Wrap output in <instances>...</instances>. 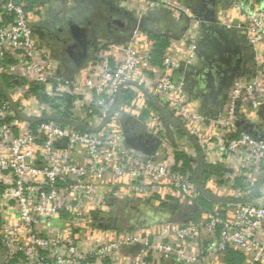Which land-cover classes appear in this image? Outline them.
I'll return each mask as SVG.
<instances>
[{
    "label": "built area",
    "instance_id": "1",
    "mask_svg": "<svg viewBox=\"0 0 264 264\" xmlns=\"http://www.w3.org/2000/svg\"><path fill=\"white\" fill-rule=\"evenodd\" d=\"M219 1L213 23L251 56L228 78H215L222 96L209 116L182 68L199 59L206 12L185 0H144L133 13L169 11L182 20L161 64L153 63L151 33L168 34L147 23L123 41L98 40L73 71L48 37L63 36L48 25L72 13L62 16L63 0H0V264H228L230 250L240 264H264V0H227L222 21ZM178 40L186 56H176ZM147 94L187 136L141 105ZM125 117L136 122V137L153 139L152 153L129 144ZM191 139L192 170H185L174 156ZM122 188L163 215L164 203L179 209L148 226L113 227L123 217Z\"/></svg>",
    "mask_w": 264,
    "mask_h": 264
},
{
    "label": "crops",
    "instance_id": "2",
    "mask_svg": "<svg viewBox=\"0 0 264 264\" xmlns=\"http://www.w3.org/2000/svg\"><path fill=\"white\" fill-rule=\"evenodd\" d=\"M36 1L38 0H35V2ZM63 4H65V7L67 8V10H69H64V14H62V16H64L68 12L75 13V16L78 17L79 20L83 21L89 29V36L92 38L93 41L88 46L87 54H90L92 47L97 44L98 40L109 39L114 41H123L129 37L130 32L132 33L136 28H139H134L135 26H132L128 22L129 18L126 16V14L122 13L124 15H120L118 13V15L116 14V12H112L110 9V5L113 7L116 6L117 8H122L126 11L133 12L135 15L137 13H140V10L145 7L144 0H63ZM185 4L188 7L196 8L198 11L204 10L203 0H185ZM228 6L229 4L227 0L219 1L217 16L220 21L223 20V17L225 16L224 13L228 9ZM47 13L49 14L50 12L48 11ZM70 14L71 13H69V15ZM57 16L59 18L55 17L54 19H51L48 25H50L52 28H55L58 34H63V36L67 35L69 33L68 26L66 24L68 17H66L64 21H62V19H60L61 14H57ZM117 18L121 19V21L124 22L125 26L123 28L115 24L114 21ZM147 18L150 19L148 20L147 24V27L150 31L157 30L162 31L163 33L166 32L168 34L167 36H165L168 39V46L170 45L171 41H177V38L180 37L178 36V34L179 31L182 30V20L180 21L179 18H177L175 15H172L171 12L164 11L160 14H156V16H151ZM231 47L232 49L226 48V51H228L227 53L229 54V56L231 55L230 57L232 62L230 65H226L221 60H219V58H215L216 60L213 63L210 57H204L201 55L199 56V59L195 66H188L189 64H186V62L183 63L182 66V68L185 67V70L187 69L188 72V85L196 95H200L204 99V106L202 108V111L209 116H215L217 114L219 108L216 103V100L219 97L221 98L222 96L221 93L216 94L214 92V88L212 87V83L210 81V76L212 75V73H214V75L216 74V77L219 78L231 76L234 72L233 70L236 68L242 69L241 64L246 63V59L248 60L251 56L247 50L243 51L244 56L238 54L237 48L236 46H234V44ZM174 51L176 56H178L180 53L183 56H186L187 54L185 48L181 45L179 40L175 44ZM226 55L227 54H223V56ZM80 68H83V66ZM143 97H141L140 99L141 105L143 103L148 105L150 108H154L148 103L147 98ZM141 107V109L139 108V111L141 113L140 116L144 117L147 114V110L144 111V107ZM123 121L128 127V131L130 133L129 135H132L133 137L137 136V131L136 129H134V127H136V122L134 121V119L131 117H125ZM175 129L176 133H178L179 136H187V133L184 132V130L180 128ZM175 137L171 138L174 140ZM195 146L196 145L194 141H192V139L191 141H188L183 146V151L180 152V154L182 153L184 156L179 155L178 158V156L176 155L174 156V161L177 163L182 162L183 165L187 166V169L192 170V167L189 164V157L187 152L190 155V151L193 150ZM195 166L199 167V163H197ZM116 200H119L118 211L122 212L123 217L113 218L111 220V226L113 227L128 229L133 228L135 226H148L158 222L156 217L159 216L156 213L162 214L158 211V209L154 207L152 208V205H150V203L143 202L140 198H138V196L133 194L131 191L125 190V188H122L118 191V194H116ZM182 206L184 208L185 205L182 204ZM160 210L164 211L163 209ZM173 212L176 213V211ZM167 215L169 218H172L171 212H168Z\"/></svg>",
    "mask_w": 264,
    "mask_h": 264
},
{
    "label": "water",
    "instance_id": "3",
    "mask_svg": "<svg viewBox=\"0 0 264 264\" xmlns=\"http://www.w3.org/2000/svg\"><path fill=\"white\" fill-rule=\"evenodd\" d=\"M204 1V13L203 16L204 19L207 20V23H203V33L200 35L199 41H198V55L199 56H207L210 57L215 54H218V58L225 63L226 65H230L231 55L227 53L226 51V43L231 42L236 46L238 54L244 56L243 51H245V44L241 42L239 39H236V36L231 30H226L223 27L216 25L214 22V14H213V5L215 4V0H203ZM110 9L112 12H116V14L124 15L129 18L128 22L133 26L136 27H142L144 28L146 24L148 23V20H150L147 17L142 18L141 20H137L133 12L126 11L122 8H117L116 6H111ZM124 13V14H122ZM118 14V15H119ZM115 24L118 26H121L122 28L125 26L124 22L121 21V19L117 18L115 21ZM67 26L69 33L67 35H64L60 37L56 33H49V40L51 43L55 44L62 52L63 55V62L65 64V67L67 70L73 71L76 70L86 64L87 61V50L89 44L92 43V38L89 36V29L87 28V25L79 20L78 17L75 16V13H71L67 18ZM133 28V29H134ZM132 29V30H133ZM131 30V31H132ZM131 32L129 33V35ZM233 42H232V41ZM223 54H227L226 56H223ZM220 67V66H218ZM234 69L233 71H236ZM224 77V78H228ZM212 87L214 88V92L216 94L222 93L223 85H219V87L215 88V78L216 74L212 73L210 76ZM0 83L2 81L0 80ZM120 98V97H119ZM147 101L148 103L153 106L158 112H160L164 118L173 126L180 128L184 130L188 134V131L186 128L181 125L179 122L173 119V117L164 109V107L160 104V102L157 99H154L152 96L147 94ZM216 103L218 105V108H220V97L216 100ZM219 110V109H218ZM129 139L128 142L130 145H132L135 149L145 152L147 154H150L153 152V139H142L140 136H132L128 135ZM194 140V139H193ZM194 143L196 141L194 140ZM199 167L196 172V178H198V186H201L203 174H204V165H203V157L201 154H199L198 158ZM202 193L206 195L209 198H212L207 192L202 190ZM159 217H156L158 221H163L165 219H168V215L158 214ZM159 218V219H158Z\"/></svg>",
    "mask_w": 264,
    "mask_h": 264
},
{
    "label": "trees",
    "instance_id": "4",
    "mask_svg": "<svg viewBox=\"0 0 264 264\" xmlns=\"http://www.w3.org/2000/svg\"><path fill=\"white\" fill-rule=\"evenodd\" d=\"M152 39L156 42L155 44V52L153 55V63L161 64L162 56L164 55L165 49L168 47V39L164 35L151 33ZM5 83L9 85L8 80L5 79ZM7 85V86H8ZM9 87V86H8ZM128 99H132V96L128 97ZM184 156L182 153H178L177 156ZM186 157V156H185ZM184 169H187V166L184 165ZM178 203H164L161 207L168 212L177 211L179 208ZM243 261V258L238 253L230 250L227 254V262L228 264H240Z\"/></svg>",
    "mask_w": 264,
    "mask_h": 264
},
{
    "label": "flooded vegetation",
    "instance_id": "5",
    "mask_svg": "<svg viewBox=\"0 0 264 264\" xmlns=\"http://www.w3.org/2000/svg\"><path fill=\"white\" fill-rule=\"evenodd\" d=\"M63 21H64V20H63ZM231 46H233V44H232L231 42H227L225 47H226L227 49H230V48L232 49ZM215 56H216V57H215ZM215 58H218V54H215V55L212 54V56H211V60L213 61V63H214L215 60H216ZM219 60H220V58H219Z\"/></svg>",
    "mask_w": 264,
    "mask_h": 264
}]
</instances>
